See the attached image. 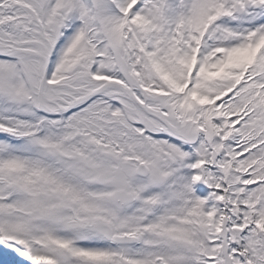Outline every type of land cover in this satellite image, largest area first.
<instances>
[{"label":"snow or ice","instance_id":"6c2138e0","mask_svg":"<svg viewBox=\"0 0 264 264\" xmlns=\"http://www.w3.org/2000/svg\"><path fill=\"white\" fill-rule=\"evenodd\" d=\"M0 264H264V0H0Z\"/></svg>","mask_w":264,"mask_h":264}]
</instances>
